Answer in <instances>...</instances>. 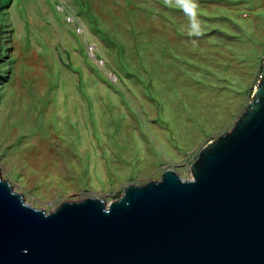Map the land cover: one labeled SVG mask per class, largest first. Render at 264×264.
Segmentation results:
<instances>
[{"label":"rangeland","instance_id":"obj_1","mask_svg":"<svg viewBox=\"0 0 264 264\" xmlns=\"http://www.w3.org/2000/svg\"><path fill=\"white\" fill-rule=\"evenodd\" d=\"M263 57L264 0H0V176L45 212L189 179Z\"/></svg>","mask_w":264,"mask_h":264},{"label":"water","instance_id":"obj_2","mask_svg":"<svg viewBox=\"0 0 264 264\" xmlns=\"http://www.w3.org/2000/svg\"><path fill=\"white\" fill-rule=\"evenodd\" d=\"M190 172L49 212L0 176V264H264V57L244 110Z\"/></svg>","mask_w":264,"mask_h":264},{"label":"clouds","instance_id":"obj_3","mask_svg":"<svg viewBox=\"0 0 264 264\" xmlns=\"http://www.w3.org/2000/svg\"><path fill=\"white\" fill-rule=\"evenodd\" d=\"M193 2H194V0H193ZM194 8H198V4L194 3Z\"/></svg>","mask_w":264,"mask_h":264},{"label":"built area","instance_id":"obj_4","mask_svg":"<svg viewBox=\"0 0 264 264\" xmlns=\"http://www.w3.org/2000/svg\"><path fill=\"white\" fill-rule=\"evenodd\" d=\"M259 78H260V75H259Z\"/></svg>","mask_w":264,"mask_h":264}]
</instances>
